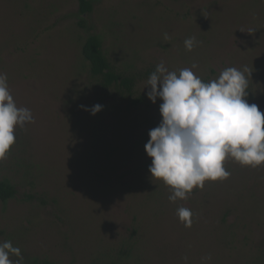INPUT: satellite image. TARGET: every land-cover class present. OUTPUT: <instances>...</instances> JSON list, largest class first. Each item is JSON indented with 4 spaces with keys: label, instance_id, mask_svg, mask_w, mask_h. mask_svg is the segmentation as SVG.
<instances>
[{
    "label": "rangeland",
    "instance_id": "374dc122",
    "mask_svg": "<svg viewBox=\"0 0 264 264\" xmlns=\"http://www.w3.org/2000/svg\"><path fill=\"white\" fill-rule=\"evenodd\" d=\"M92 33L118 72L138 75L133 97L92 75ZM161 62L205 83L246 66L245 99L264 113V0H94L87 13L78 0H0V74L34 120L15 126L0 160L16 187L0 200V244L20 249L13 264H264V163L228 156L227 179L175 201L152 176L145 145L163 101L140 74Z\"/></svg>",
    "mask_w": 264,
    "mask_h": 264
},
{
    "label": "clouds",
    "instance_id": "9594fccd",
    "mask_svg": "<svg viewBox=\"0 0 264 264\" xmlns=\"http://www.w3.org/2000/svg\"><path fill=\"white\" fill-rule=\"evenodd\" d=\"M196 43L195 37L184 41L189 51ZM247 72L246 66L243 71L229 67L205 83L191 69H181L177 74L161 62L150 75L147 95L153 103L162 99V121L150 130L145 149L152 158V176L174 190L171 201L186 199L194 187L202 189L205 180L227 179L230 173L223 162L228 156L251 167L264 163V113L245 99ZM102 107L94 105L91 114ZM26 121L34 122L31 111L16 106L7 76L0 74V160L15 142V126L23 127ZM178 215L185 227H191L193 214L189 209L179 208ZM10 254L20 256V249L10 241L0 244V264H13Z\"/></svg>",
    "mask_w": 264,
    "mask_h": 264
},
{
    "label": "trees",
    "instance_id": "16d2710c",
    "mask_svg": "<svg viewBox=\"0 0 264 264\" xmlns=\"http://www.w3.org/2000/svg\"><path fill=\"white\" fill-rule=\"evenodd\" d=\"M78 1L81 11L84 13L92 11L94 0ZM83 55L90 62L92 75L100 80V85L103 89L116 86L123 88L131 97L134 96L135 83L139 78L138 75H124L114 68L103 50V43L98 34L92 33L87 37L83 45ZM154 71V69H150L146 71V74L141 73L140 78L143 76L149 77ZM142 101L144 100L141 98L133 99V103L135 104ZM15 195V185L8 179H0V200L7 201Z\"/></svg>",
    "mask_w": 264,
    "mask_h": 264
}]
</instances>
